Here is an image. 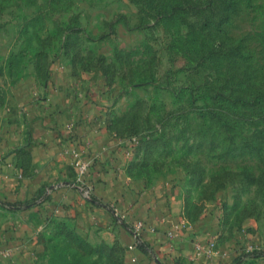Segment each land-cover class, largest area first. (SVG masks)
<instances>
[{"label":"rangeland","instance_id":"1","mask_svg":"<svg viewBox=\"0 0 264 264\" xmlns=\"http://www.w3.org/2000/svg\"><path fill=\"white\" fill-rule=\"evenodd\" d=\"M47 101L77 106L51 126L73 146L0 264H129L101 198L125 224L175 219L162 264H264V0H0V139ZM83 158L85 189L47 191Z\"/></svg>","mask_w":264,"mask_h":264},{"label":"crops","instance_id":"2","mask_svg":"<svg viewBox=\"0 0 264 264\" xmlns=\"http://www.w3.org/2000/svg\"><path fill=\"white\" fill-rule=\"evenodd\" d=\"M52 90L53 89L50 90L51 94ZM38 91L32 92L34 94L30 97L31 100L34 99L35 96H38ZM33 106V108L29 107L28 110H24L25 117L31 119L35 111H40L42 112L41 116L44 117L43 121L45 123L43 122L42 126L38 125L40 120L27 123L31 126L30 134L23 131V122L18 124L21 125L20 127H22V129L18 127L10 129L8 126H4V136L7 138L10 135L13 136L10 141L7 139L4 140L3 136H1L0 139V255L6 250L8 243L12 242L11 240L15 234L13 228L10 227V222H12L11 216L27 212L28 210L39 209L44 205L49 206L47 201L43 202L36 196L39 195L38 193L43 185L53 180L54 175L49 173L53 172L52 168L56 165L55 160L52 159L55 153L59 151L63 152L67 147L73 146L71 143L72 141H67V139H65V131L57 133V131L51 129V126L63 129L65 127H61L62 121L73 123L75 118L71 111L75 113L76 110H78L77 106L72 104H58L56 107L49 104V101L42 103V105L35 104ZM52 112L53 114H57L53 116V118L49 116ZM48 138H51V143H47L46 139ZM25 151H29V155H25ZM21 155L27 156L28 158L20 160ZM27 159H29L30 163L28 165L29 167L26 168V164H28ZM83 160H85V158H83ZM28 169H31L32 172L28 173ZM46 170L50 171L46 172ZM89 172L90 169L88 168L86 178ZM29 174H31V176ZM58 177L60 176L58 175ZM68 184L69 181L61 180L56 186H54V184L49 186L47 191L51 192L54 188H66ZM44 197L45 196H41V198ZM5 203L24 207L21 209L9 210L4 206ZM92 203L110 214L112 208H116L120 212L119 208L114 204H110L106 198L93 200ZM166 215L163 216L161 221L158 217L142 220V218L137 216L131 221H128V224L141 222L143 226L142 247L133 250L126 249L129 264L163 263V254L166 253V234L171 233L168 231L170 229L171 220L173 222L174 219L168 218L170 216L166 217ZM121 230L124 244L126 248H128V246L133 244L132 237L124 228H121ZM188 237L189 236H185L183 239H178L177 244L181 245L184 240L186 242ZM196 243V239L190 237L189 248H191L193 258L196 257L198 260L204 259L205 263L208 262L209 259L212 258L211 254H213V252H211L209 248L208 251H206V249L204 250V247L202 248ZM198 249L200 251H198ZM168 261L169 259L166 257L165 262Z\"/></svg>","mask_w":264,"mask_h":264},{"label":"built area","instance_id":"3","mask_svg":"<svg viewBox=\"0 0 264 264\" xmlns=\"http://www.w3.org/2000/svg\"><path fill=\"white\" fill-rule=\"evenodd\" d=\"M89 168V164L87 161L83 160V159H77L76 163H75V172H76V177L74 182L69 183L68 187L72 188V189H77V190H81V189H85L84 187L87 185L86 182V174ZM86 196L89 197V192L85 191ZM4 206L9 209V210H13V209H21L24 206L18 207L14 204H4ZM111 214L113 215L114 219L118 222L121 223L123 228L131 235L132 240H133V244L128 246V250H133L135 248H140L142 246V230H143V226L141 222H136L133 224H125L124 223V217L120 214V212L116 209V208H112L111 210ZM211 246V245H210ZM210 246L207 247L210 249ZM198 251H200L198 249Z\"/></svg>","mask_w":264,"mask_h":264},{"label":"trees","instance_id":"4","mask_svg":"<svg viewBox=\"0 0 264 264\" xmlns=\"http://www.w3.org/2000/svg\"><path fill=\"white\" fill-rule=\"evenodd\" d=\"M141 247H142V246H141ZM141 247H140V248H141Z\"/></svg>","mask_w":264,"mask_h":264}]
</instances>
